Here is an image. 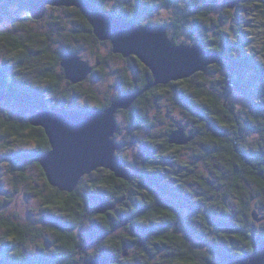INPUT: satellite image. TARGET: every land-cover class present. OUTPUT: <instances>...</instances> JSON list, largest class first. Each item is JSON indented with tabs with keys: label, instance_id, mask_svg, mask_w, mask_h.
Listing matches in <instances>:
<instances>
[{
	"label": "trees",
	"instance_id": "16d2710c",
	"mask_svg": "<svg viewBox=\"0 0 264 264\" xmlns=\"http://www.w3.org/2000/svg\"><path fill=\"white\" fill-rule=\"evenodd\" d=\"M17 1L15 24L0 31V89L6 94L0 101V139L6 146L17 142L5 154L15 189L29 187L44 207L65 220L53 222L54 238L42 232L33 237L46 239L50 249L27 254L30 228L4 216L7 204L0 202V229L5 231L0 264H117L116 259L118 264H238L255 253L264 241V0H242L235 8L224 0L218 15L220 0H186V6H174L176 0H115L111 7L107 0H90L139 25L154 10L174 7L172 16L148 25L166 26L175 44L199 45L219 53L221 62L157 86L120 112L125 122L118 120L117 156L130 180L98 169L73 193L50 185L39 158L51 144L45 129L31 124L33 115L110 107L123 94L142 91L153 74L134 56L117 55L122 65L114 73L106 70L110 60L98 49L107 45L114 57L112 45L95 36L79 9L62 8L76 25L58 42L52 34L35 31L32 25L42 21L33 20L28 0ZM4 11L2 21L12 14ZM85 50L97 60L92 80H107L113 73L119 91L102 99L97 86L85 88L91 79L75 85L68 81L63 89L62 61ZM236 93L247 108L233 102ZM82 98L84 105L78 103ZM73 104L75 109L68 108ZM181 128L193 140L171 144L170 136ZM126 149L131 151L121 155ZM34 168L50 192L33 186ZM105 202L114 208L99 214L96 209Z\"/></svg>",
	"mask_w": 264,
	"mask_h": 264
},
{
	"label": "water",
	"instance_id": "95a60500",
	"mask_svg": "<svg viewBox=\"0 0 264 264\" xmlns=\"http://www.w3.org/2000/svg\"><path fill=\"white\" fill-rule=\"evenodd\" d=\"M242 0H227L235 8ZM30 15L35 21L46 16L48 8H77L91 24L95 36L101 42H110L114 54L124 58H139L152 72L142 91L123 94L110 107L70 114L39 110L30 122L45 129L51 150L39 158L51 186L63 193H73L86 176L98 169L114 172L118 178L130 180L124 162L117 156L120 145L116 141L119 132L118 115L129 111L137 100L157 86L168 85L190 78L197 72H206L221 62L219 53L209 52L199 45L175 44L164 25H139L117 18L103 11L90 0H28ZM2 19H0V23ZM66 79L72 84L85 82L93 74V66L78 54L62 61ZM6 94L0 89V101ZM193 140L184 129L170 136V143L187 145ZM110 202L97 207L99 214L113 209ZM257 221L258 215L254 213ZM238 264H264V241L256 252L242 257ZM88 264H107L95 260Z\"/></svg>",
	"mask_w": 264,
	"mask_h": 264
},
{
	"label": "rangeland",
	"instance_id": "374dc122",
	"mask_svg": "<svg viewBox=\"0 0 264 264\" xmlns=\"http://www.w3.org/2000/svg\"><path fill=\"white\" fill-rule=\"evenodd\" d=\"M11 0H0V12H3L5 9L8 11H11V17H6L0 23V31H6L10 28L13 27L15 24L14 18L16 17L15 20H17V15L20 13V2L19 1H14L13 3L10 2ZM220 3L218 4V10L215 15H218L222 12V3L224 0H220ZM106 6H112L115 4V0H107L105 1ZM190 4V1L186 0H176V5L180 6H186L187 4ZM63 7H55L52 9L51 7L48 8L46 16L44 17L42 22L40 24H33L34 30L37 32H43V33H49L52 34L53 37H55V41L58 42H63L65 37L66 30L74 27L76 25V22H72V18L68 16L65 11L62 10ZM66 8V7H65ZM174 7H167V8H159L157 10H154L151 15H148V18H151L153 21L156 20H163V18L170 17L173 15V10ZM6 12V11H4ZM1 17V15H0ZM12 19V20H11ZM150 19V20H151ZM149 20V21H150ZM149 21H144V25H148ZM18 23H21L20 16L18 17ZM146 23V24H145ZM63 34V35H62ZM193 43V42H192ZM99 52L101 53L102 56H104L106 59L110 60V65L109 66H104L106 67V70L113 72L114 70L118 69L122 63L119 61L120 60L117 55L111 56V48H109L107 45H102L101 49H98ZM3 50H1L2 52ZM2 55H6V53H1ZM81 56L85 61H88L92 65H96L95 62L97 60L95 59V55L91 53V50H85ZM99 62V61H98ZM111 73L109 77H107V80H101V81H96L92 80V75L89 77L87 80L91 79L87 85H85V88H89V86H97V93L100 92V97L102 99L105 98L107 93L109 91H119V85H118V76L114 75ZM65 74V73H64ZM86 80V81H87ZM68 81L66 79L65 75V81L63 82V89H67L68 87ZM84 83V82H83ZM113 94V93H112ZM231 99L233 102L236 103V105L240 108H247L246 102L244 99L241 97V94H233L231 96ZM86 99L82 98L78 103L80 105H84L86 103ZM68 108H76V105H70ZM120 118V119H119ZM118 120L121 121V123L125 122L124 115L120 114ZM126 126V124H122V126ZM123 126V127H124ZM124 130H126L124 128ZM123 136L120 137L122 139ZM13 141V140H12ZM10 141V145H15L17 142L15 141L12 143ZM9 144V143H7ZM6 146L5 142L0 139V202H5L7 205L5 206L6 208L3 210L4 216H9L12 217L13 219H17L20 221L22 224L28 226L31 230V238L30 242L28 243L27 246V254L31 255H38L41 253L42 247H45L47 249H50L51 247L48 244V241L44 238H33L34 236H37L38 233L42 232L44 236H47L46 238L52 239L53 234L52 232L54 231V221L56 220H65L62 214H60L56 210H49L46 207H44L38 198L37 195L31 190H29V187H26L23 184L18 185V189H15L14 187V179L12 180V176L10 173V169L8 168V161L5 160V154L9 150H11L13 147L12 146ZM19 146V145H18ZM20 147V146H19ZM24 147V146H23ZM130 149H126V151L122 152L121 155H126L128 152H130ZM193 151V152H191ZM187 152L191 153H197V151L194 152V150L190 149ZM189 153V154H191ZM106 170V169H105ZM95 173V172H94ZM32 177V181H34V187H36L39 191L42 190L44 192H50L49 190H45L44 182L43 180H40V173L39 170L34 168L33 172L30 173ZM60 216H62L60 218ZM60 218V219H59ZM5 236V231L0 229V253L1 250L4 248V245L2 244V239ZM50 247V248H49ZM2 258L0 254V259ZM117 264L119 263L120 259L115 260Z\"/></svg>",
	"mask_w": 264,
	"mask_h": 264
},
{
	"label": "clouds",
	"instance_id": "9594fccd",
	"mask_svg": "<svg viewBox=\"0 0 264 264\" xmlns=\"http://www.w3.org/2000/svg\"><path fill=\"white\" fill-rule=\"evenodd\" d=\"M58 8H60V7H58ZM64 8V7H63ZM43 20V19H42ZM2 23V22H1ZM112 47V46H111ZM117 55V54H116ZM122 56V55H121ZM69 57V56H68ZM92 65V64H91ZM93 66V65H92ZM94 68V67H93ZM64 70V69H63ZM94 71V70H93ZM65 73V72H64ZM91 77V76H90ZM68 81V80H67ZM58 112V111H57ZM61 113V112H60ZM7 239H15V236H9V237H7Z\"/></svg>",
	"mask_w": 264,
	"mask_h": 264
}]
</instances>
